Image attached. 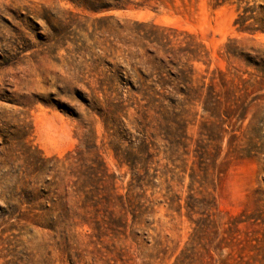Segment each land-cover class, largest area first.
<instances>
[{
    "label": "rangeland",
    "instance_id": "obj_1",
    "mask_svg": "<svg viewBox=\"0 0 264 264\" xmlns=\"http://www.w3.org/2000/svg\"><path fill=\"white\" fill-rule=\"evenodd\" d=\"M237 15L233 1L0 0V264H173L198 219L210 224L206 240L217 237L216 244L233 235L241 241L225 247L223 258L231 253L232 264L241 256L264 264V83L254 65L229 58L224 48L234 38L261 47L264 33H240ZM164 35L174 48L206 47L200 61L186 63L183 56L200 88L194 104L177 116L150 111L146 121L132 107L112 113L108 105L123 89L114 80L120 66L137 77L150 72L158 64L152 53L165 56L155 41ZM210 85L221 104L207 110ZM117 116L133 132L147 124L156 145L158 185L145 192L153 209L138 234L131 216L124 233L109 230L103 237L86 224L69 237L37 226L26 207L20 209L21 192L64 194L75 179L66 169L68 156L78 150L85 156L99 151L126 193L131 172L116 159L103 122ZM175 141L189 146L178 149ZM200 162L209 168L203 183L190 176L195 170L201 180ZM168 189L182 205L193 193L195 213L171 210Z\"/></svg>",
    "mask_w": 264,
    "mask_h": 264
},
{
    "label": "trees",
    "instance_id": "obj_2",
    "mask_svg": "<svg viewBox=\"0 0 264 264\" xmlns=\"http://www.w3.org/2000/svg\"><path fill=\"white\" fill-rule=\"evenodd\" d=\"M229 1L237 4L238 15L234 26L240 33L250 35L264 33V0H216V3L220 5ZM155 41L162 46L165 56L161 57L156 52L152 53L155 55L154 62L158 64L150 72L142 73L141 77H137L134 72H128L125 66H120L121 71H118L119 75L114 80L120 81L123 89L115 98L117 102L108 105L109 108H114L112 113L132 107L146 121L150 111L160 114L173 111L177 116L178 109L193 105L196 101L200 88L194 84L192 67L186 69V64H182L183 56L187 57L186 63L200 61L203 57L202 52L206 50L205 45L201 42L187 43L174 48L171 47V40L165 35L156 37ZM224 48L229 58L242 59L248 65H254L261 74V80L258 83H264V44L258 48H247L241 44V41L234 38L230 39ZM213 73L225 75L223 71ZM124 88L127 91H124ZM208 90L210 91L204 101V108L207 110L221 104L219 98L212 99L211 91H214V86H208ZM117 121L119 123H116ZM103 122L106 132L113 138L110 145L116 159L120 165H126L131 172L126 193L119 192L116 185L117 177L115 173H110L99 151L90 153V156H85L88 152L80 150L75 157L70 153L68 156L70 165L66 169L69 176L75 179L69 180L64 194L33 189H24L21 192L20 209L25 206L28 213L26 215H32L31 220L40 228L56 231L69 237L76 227L86 224L92 228L95 236L103 237L109 230L124 233L122 228H127L128 216H131V227L134 228L133 233L137 235V227L147 221L153 209V201L145 196V192L148 188L157 187L156 180L159 177L158 169L152 168L155 163L156 154L153 150L156 145L153 137L147 132L148 125L144 124L141 129L134 128L135 132H133L120 116L114 120L104 119ZM139 124L142 125V122ZM167 130L172 135L176 134L169 125ZM125 142L128 144L123 147ZM174 145L178 149L180 146L184 148L189 146L182 141ZM184 154H189V151H185ZM200 164V170L204 174L201 180H197L199 174L195 170L190 176L192 181L203 183L207 179L209 168L204 162ZM137 189L141 192H137ZM170 191L168 189L164 195L169 208L180 213L185 207L188 210L187 214L192 216L196 206L194 194L189 193L185 205H182L181 197L171 194ZM190 191H193L192 185ZM111 207L114 209L111 210ZM115 208H119V212H115ZM195 222L194 234L177 255L173 264H232L233 255L228 253L223 258L221 252L225 247L233 249L239 246L241 241L230 235V238L223 237L214 244L217 237L211 240H206L205 237L210 227L207 220L198 219ZM237 264L251 263L244 261L241 256Z\"/></svg>",
    "mask_w": 264,
    "mask_h": 264
}]
</instances>
